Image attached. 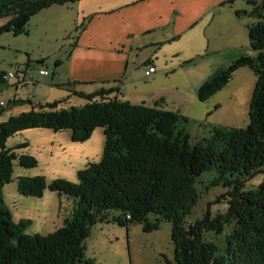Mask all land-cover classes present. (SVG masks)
Masks as SVG:
<instances>
[{"label": "trees", "instance_id": "1", "mask_svg": "<svg viewBox=\"0 0 264 264\" xmlns=\"http://www.w3.org/2000/svg\"><path fill=\"white\" fill-rule=\"evenodd\" d=\"M80 1L0 0V20H6L0 35H26L30 19L43 10ZM251 5L250 15L258 18L247 26L252 55L218 68L197 91L198 101L205 102L230 82L235 71L248 68L255 83L244 129L213 127L196 141L186 130L188 119L163 110L162 101L153 107L132 105L111 98L114 90L77 93L86 103L69 111L58 109L65 100L9 103L30 109L0 123V264H90L85 244L96 225L127 228L140 223L150 232L161 221L171 225L175 264H264V13H260L264 3ZM30 129L69 131L75 143L87 141L96 129L104 134L101 159L80 170L76 182L47 183L42 176L17 179L24 197L41 198L50 191L71 201L62 225L47 235L28 234L30 221L14 223L3 198L16 164L23 169L37 166L34 157L15 154L25 144L6 147L8 139ZM203 174L209 175L204 177L206 189L225 190L221 199L226 210L212 214L208 206L201 219L186 226ZM258 175L262 176L258 185L245 189V183ZM207 234L215 239L208 240Z\"/></svg>", "mask_w": 264, "mask_h": 264}, {"label": "rangeland", "instance_id": "2", "mask_svg": "<svg viewBox=\"0 0 264 264\" xmlns=\"http://www.w3.org/2000/svg\"><path fill=\"white\" fill-rule=\"evenodd\" d=\"M251 3L261 4L264 0H233L223 9L217 10L212 24L209 25V19H206L189 33L181 35L177 41L160 48L154 87L159 91H166L168 104L177 107L179 114L188 119L186 130L193 140L207 137L209 129L213 127L244 129L248 124V105L255 83V77L248 68L235 71L230 82L205 102L197 99L199 87H196V74L205 69V66L212 67V60L226 66L241 55H252L248 45L247 26L257 23L258 18L250 15L253 9ZM84 4L86 3L79 2L43 11L30 19L26 35H0V76L11 72L16 75L14 80L0 81V88L6 89L1 99L8 102L13 97L22 100L32 97L31 101L34 103L45 104L62 102L69 96L68 88L53 87L51 84L56 81L58 74L61 75L55 62L70 53L80 26L86 24L85 15L81 13L86 6ZM5 23V19L0 20V26ZM206 38L210 45L218 49L217 52L194 59L189 66L183 65L187 61L186 57L191 56L192 48L202 45ZM165 39L164 32L160 31L156 40L162 42ZM174 54L179 59H172ZM39 61L42 63H38ZM27 65L30 83L26 87H19L15 94L14 84L17 79H21L18 70ZM39 70L47 71L48 76H39ZM85 103L83 99L74 97L59 103L58 109L69 111L71 108L82 107ZM17 111L20 112V109ZM97 141L95 136L89 143H78L76 153L85 154L88 161L99 156L101 159L103 145ZM204 177L209 175L203 174L196 185L198 198L191 214L186 218V226L201 219L208 206L212 214H221L226 210L225 201L221 199L225 190L206 189L207 178ZM58 179L68 181L66 178ZM261 180V175L254 177L245 183V189H253ZM149 221H153V218ZM170 232L171 225L165 221L160 222L157 230L150 232H145L140 223H132L127 228L116 224H98L86 241V259L90 264H175ZM206 238L211 241L215 239L208 234Z\"/></svg>", "mask_w": 264, "mask_h": 264}, {"label": "crops", "instance_id": "3", "mask_svg": "<svg viewBox=\"0 0 264 264\" xmlns=\"http://www.w3.org/2000/svg\"><path fill=\"white\" fill-rule=\"evenodd\" d=\"M227 1H80L86 3L81 11L87 20L86 24H83V29L73 43L70 53L64 59L57 60L60 62L58 69L63 77L58 74L55 77L56 81L51 85L68 88L70 94L65 101L74 97L80 98L77 93L88 95L100 90H114L111 98L147 107H153L162 101L163 110L180 113L177 107L168 104L165 98L166 91H159L154 87L160 48L177 41L181 35L189 33L206 19H209V25L212 24L217 10L223 9ZM160 31L166 36L162 42L156 40ZM217 50L206 38L202 45L192 48L191 56L186 57L187 61L183 65L189 66L193 64L194 59L208 57ZM177 57L178 55L174 54L172 59ZM214 62L212 60L210 63L212 65L210 69L205 66V69L196 74L197 88L218 68L223 67L222 64ZM149 67H154L156 72L148 73ZM18 80L14 84L15 94L19 87L28 86H22ZM1 91L0 88V100ZM18 99L22 100L13 97L7 105ZM19 109L20 112L17 111ZM29 109L27 105L16 104L0 109V123L11 116L28 112ZM95 136L97 142L104 146L102 129H96L85 142L89 143ZM23 144L26 147L15 150V154L17 156L28 154L34 157L37 166L34 169H23L16 164L11 183L3 188L4 203L14 223L30 221L28 234L47 235L62 225L70 211L71 201L65 197L60 198L50 191H45L41 198L24 197L18 192L17 179L23 176H42L47 183L58 178L76 182L77 173L88 163L98 162L100 156L88 161L85 154L76 153L78 143L72 141L69 131L26 130L8 139L6 147L15 149Z\"/></svg>", "mask_w": 264, "mask_h": 264}, {"label": "built area", "instance_id": "4", "mask_svg": "<svg viewBox=\"0 0 264 264\" xmlns=\"http://www.w3.org/2000/svg\"><path fill=\"white\" fill-rule=\"evenodd\" d=\"M18 71L21 74V79H19V80L17 79L18 82L20 81L19 83H21L22 86L28 85L30 83L29 82L30 81V78L27 76L28 69L25 66H23ZM155 72H156V69L154 67H149L148 68V73L153 74ZM38 75L45 77V76H48V72L45 71V70H39L38 71ZM15 76L16 75L11 72V73H8L7 75H3L1 80L3 82L11 81V80H14L15 79ZM5 93H6V90L5 89L1 91V95L5 94ZM28 100L31 101L32 100V97L29 98ZM31 102H33V101H31ZM7 104H8V102H6L5 100H3V99L0 100V109H4L7 106ZM127 218L129 219V217H127Z\"/></svg>", "mask_w": 264, "mask_h": 264}]
</instances>
